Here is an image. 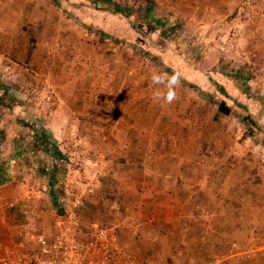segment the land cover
I'll list each match as a JSON object with an SVG mask.
<instances>
[{"label":"crops","instance_id":"obj_1","mask_svg":"<svg viewBox=\"0 0 264 264\" xmlns=\"http://www.w3.org/2000/svg\"><path fill=\"white\" fill-rule=\"evenodd\" d=\"M55 14L59 17L55 18ZM70 21L52 3L0 0V79L15 97L16 113L29 120L31 116L36 120L42 119L38 116L47 118L44 131L53 137L56 154L74 149L65 143V137L71 135L70 122L81 118L80 113L77 116V106H82L87 114L88 106L101 108L106 104L108 112L100 108L96 112L97 117L115 123L111 130L103 132L97 125L94 130H79L75 137H94L95 151L128 154L131 159L126 163L108 161L104 167L115 171L110 176H105L104 167L94 160L92 168L88 167L91 178L79 166L76 175L63 174L67 165L59 164L54 179H62L65 191L64 186L59 190L54 180L47 185L41 179L37 162L23 160L21 148L9 147L5 153L0 144V171L6 167L10 173L4 180L0 179V200L35 198L32 200L47 220L41 226L52 233L48 218L61 213L62 208L47 207L48 200L36 188L48 187L44 190L49 192L48 197H60L71 211L74 199L70 195L76 199L82 196L98 205V209L107 211L109 224H118L119 233L125 237L121 240L130 252L135 254L134 250L140 249L139 261L148 264H264L262 147L214 144L218 137L215 135H223L224 130L213 134L208 124L196 117L198 122H192L191 128L182 127V115L176 118L159 110L158 106L165 100L159 86H155L157 90L153 86L150 89L151 83L144 87L138 82L134 87L131 81L111 85L101 81L89 86L78 80L69 83L63 80L60 84L46 80L43 85L40 74L65 73L74 64L77 73L85 75L89 69L81 68L82 64L98 59L95 52L88 55L89 51L83 48L86 33L79 24L72 25ZM94 70L95 75L101 73L100 67ZM72 88L78 90L77 95L70 92ZM92 88L97 92L88 99L86 90ZM103 88L115 92L106 95L101 92ZM42 89L45 105L53 104L54 108L46 113L37 109L38 116L30 109L33 114H28L24 106L33 94L26 91L34 90L37 95ZM46 90H53L57 96L48 95ZM72 133L75 135L76 129ZM225 133L230 136V132ZM102 136H113L115 140L102 144L99 141ZM123 137L125 145L119 140ZM135 152L146 156L138 160ZM27 169L32 172L25 178L23 173ZM134 230L141 232L140 240L135 241ZM17 242L18 239L11 243L2 241V253L16 254Z\"/></svg>","mask_w":264,"mask_h":264},{"label":"rangeland","instance_id":"obj_2","mask_svg":"<svg viewBox=\"0 0 264 264\" xmlns=\"http://www.w3.org/2000/svg\"><path fill=\"white\" fill-rule=\"evenodd\" d=\"M42 1L58 7L64 17L70 18L72 25L79 24V28L86 33V44L83 48L89 51L88 55H98L97 60H88L82 64L81 68L89 69L85 75L77 73V66L70 64L65 73L51 76L40 74L43 85H46V80L57 84L63 80L68 81L67 83L78 80V83L86 82L89 86L93 82L100 84L101 81L107 85L117 81H131L134 87H137L138 82L144 87L151 83L150 89L153 86L154 90L159 86L165 100L158 106L160 111L176 118L182 115V127L187 129L191 128L192 122L199 121L208 124L207 127L212 129L213 134L215 131L224 130L223 135H215L218 137L214 144L261 146L260 157L264 172V0ZM53 16L59 17L58 14ZM32 19L34 20V15ZM126 66L128 68L125 72ZM96 67L101 68V73L95 75L93 71ZM154 77H158L159 81H154ZM173 78H178V82L172 84ZM111 89L103 88L101 92L106 95L115 92ZM40 91H36L39 92L37 95L34 90L26 91L27 94H33L24 106L28 114H36L37 109L42 113L51 112L54 108L53 104L45 105V96L42 94L44 90ZM70 92L77 95L78 90L72 88ZM86 92L89 99L94 98V92L97 91L92 88ZM168 92H172L175 97L170 103L164 98ZM46 93L57 96L53 90H46ZM10 97L15 104V97L11 94ZM223 101L232 108V114L224 115L219 111V104ZM98 108L100 107L92 104L88 106L89 113L86 114L82 106H77V116L80 113L81 118L70 122L71 135L65 137V143L74 148L69 152L59 149L56 154L53 152L54 148L47 149L49 146L43 144V130L46 128L47 118L37 114L42 119L36 120L31 116L30 122L35 126L24 129L27 135L23 138L12 128L8 129L0 123V144L5 153L9 147L21 148L25 157L23 160L27 163L37 162L41 179L47 185L54 180L59 190L64 186L66 191V184L62 183V179H54V166L67 165L63 174L71 173L72 176L77 174L78 166L83 167L86 176L91 178L92 173L88 167L92 168L94 160L100 162L103 168L108 161L126 163L131 159L128 154L95 151L93 145L97 143V139L94 137H75L79 130H94L98 125L104 132L115 125L108 118L99 115L97 117ZM107 108L109 107L105 104L100 109L108 112ZM202 118H206V121ZM73 129H76L75 135L72 133ZM225 132H230V136ZM113 140V136H102L99 139L107 145ZM119 140L125 145L124 137ZM48 141L56 144L53 137L48 136ZM12 154L13 151L10 155ZM134 155L140 160L146 153L135 152ZM109 170L110 167H104L105 176L115 172ZM31 172L27 169L23 177H28ZM7 176L10 173L5 167V170L0 171V179L4 180ZM36 189L43 192L44 200H48L47 207L62 208L61 213L48 218L49 225L53 228L63 221L66 224L80 225L83 227L81 230L85 239H89L96 231L106 229L115 237L120 247V264H148L140 262V249L134 250L137 255L130 252L121 240L125 237L119 233L118 224H109L105 209H98V205L94 206L82 196L79 199L83 204L78 207L75 205L77 197L70 195L74 199L71 211L60 197H48L49 192L44 191L48 187L44 190L41 186ZM79 189L81 193L83 187L80 186ZM45 192L46 196L43 195ZM32 199L35 198L30 196L24 201L35 204ZM13 200L14 197L0 200V255L4 250L2 241L8 240L11 243L21 239L22 226H41L47 223L41 210L31 217L21 211L19 206H14ZM109 225H115V228ZM134 237L135 241L140 240L141 232L134 230ZM157 258L156 255L155 259Z\"/></svg>","mask_w":264,"mask_h":264},{"label":"built area","instance_id":"obj_3","mask_svg":"<svg viewBox=\"0 0 264 264\" xmlns=\"http://www.w3.org/2000/svg\"><path fill=\"white\" fill-rule=\"evenodd\" d=\"M76 203L78 207L83 204L80 199ZM12 204L31 217L40 213L36 203L14 199ZM82 228L64 221L52 233L42 226H22L21 239L15 244L17 253L1 254L0 264H120V247L108 230L85 239Z\"/></svg>","mask_w":264,"mask_h":264},{"label":"trees","instance_id":"obj_4","mask_svg":"<svg viewBox=\"0 0 264 264\" xmlns=\"http://www.w3.org/2000/svg\"><path fill=\"white\" fill-rule=\"evenodd\" d=\"M219 111L224 115L232 114V108L225 102H221L219 104ZM0 123L3 124L8 129L12 128L17 134L24 137L27 135L24 129L35 126L34 123L30 122L25 116L23 117L20 113H16L15 104L13 103V99L10 97V91L8 86L0 80ZM43 142L50 150V148H54L56 150V144H51L48 141V136L43 130ZM43 145V146H44ZM57 154L59 153L56 151ZM54 170H56V166H54ZM58 173V172H57Z\"/></svg>","mask_w":264,"mask_h":264},{"label":"clouds","instance_id":"obj_5","mask_svg":"<svg viewBox=\"0 0 264 264\" xmlns=\"http://www.w3.org/2000/svg\"><path fill=\"white\" fill-rule=\"evenodd\" d=\"M154 81H157L158 82L159 81V78L158 77H154ZM177 82H178V78H173L172 81H171L172 84H175ZM164 98L167 100V102L170 103V102H172V100L175 97H174V94L172 92H168L167 95Z\"/></svg>","mask_w":264,"mask_h":264}]
</instances>
